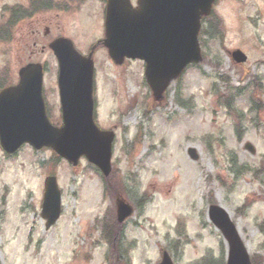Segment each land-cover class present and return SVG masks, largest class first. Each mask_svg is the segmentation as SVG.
<instances>
[{
  "label": "rangeland",
  "instance_id": "374dc122",
  "mask_svg": "<svg viewBox=\"0 0 264 264\" xmlns=\"http://www.w3.org/2000/svg\"><path fill=\"white\" fill-rule=\"evenodd\" d=\"M30 1L0 0V25L9 6ZM105 4L85 0L67 14L39 13L0 41V77L17 83L24 65L45 66L55 124L62 122L59 65L49 44L63 35L88 55L105 39ZM214 15L223 34L203 37L204 61L188 67L161 102L143 61L119 66L97 47L95 118L116 133L109 178L84 157L74 166L49 148L25 145L10 156L0 147L2 264H156L163 250L175 264L207 256L225 262L227 245L208 216L212 203L237 223L254 264H264V0H220ZM237 49L245 64L234 62ZM52 174L63 211L47 229L42 203ZM119 195L135 208L125 227L117 222Z\"/></svg>",
  "mask_w": 264,
  "mask_h": 264
},
{
  "label": "water",
  "instance_id": "95a60500",
  "mask_svg": "<svg viewBox=\"0 0 264 264\" xmlns=\"http://www.w3.org/2000/svg\"><path fill=\"white\" fill-rule=\"evenodd\" d=\"M216 0H108L104 45L117 64L126 58L146 62V79L160 101L170 84L193 62H201L198 40L201 19L209 15ZM59 61V90L63 126H54L43 96V66L37 63L20 70V82L0 92V141L9 154L29 143L36 149L49 147L77 165L82 156L97 165L105 176L112 171L113 131L101 130L94 118V51L82 55L64 37L50 45ZM239 63L247 61L240 50L233 54ZM253 151L252 147H249ZM198 159L194 148L189 150ZM42 215L51 228L62 212V193L56 176L45 181ZM133 207L117 200L119 222L132 216ZM210 219L228 242V264H252L236 224L226 209L210 207ZM1 264V263H0ZM158 264H174L168 252Z\"/></svg>",
  "mask_w": 264,
  "mask_h": 264
},
{
  "label": "flooded vegetation",
  "instance_id": "af4514ba",
  "mask_svg": "<svg viewBox=\"0 0 264 264\" xmlns=\"http://www.w3.org/2000/svg\"><path fill=\"white\" fill-rule=\"evenodd\" d=\"M57 1H59V0H55V2H57ZM39 2H40V5H41V8H42V11H40L41 15H45L46 13H51V12H54V11L58 12V13H62V14H67V13H69L70 10H76L78 8L79 0H63V1H59L57 3V9L58 10L55 9V10H51V11L47 10L48 4H46V0H39ZM42 3H43V5H42ZM14 8L15 7L13 6L12 7V12L13 13H14ZM35 16H36V14L33 17H30L28 20L33 21L32 19ZM28 20H26V21L28 22ZM48 26L44 25V32L45 33H47V31H48Z\"/></svg>",
  "mask_w": 264,
  "mask_h": 264
},
{
  "label": "trees",
  "instance_id": "16d2710c",
  "mask_svg": "<svg viewBox=\"0 0 264 264\" xmlns=\"http://www.w3.org/2000/svg\"><path fill=\"white\" fill-rule=\"evenodd\" d=\"M216 26V25H215ZM213 32V35H217V33H218V31H215L214 32V30L212 31ZM1 38V37H0ZM10 82H9V80L8 79H4L3 77L1 78L0 77V89L2 88V87H4V86H6V85H8ZM245 169H246V167H245ZM118 225V224H117ZM118 226H121V225H118ZM121 235H122V233H121ZM107 237V236H106ZM108 237L111 239V240H109L110 241V244H111V246L112 247H114V244H113V241H112V238H114V236H113V232H109V235H108ZM114 251H116V253H118V252H120V249H117V250H114ZM121 254V253H120ZM198 264H225V262L223 261V260H221V262L220 261H218V260H216V259H213V257H206V258H204L202 261H200Z\"/></svg>",
  "mask_w": 264,
  "mask_h": 264
}]
</instances>
